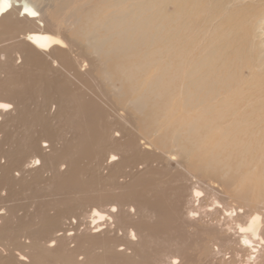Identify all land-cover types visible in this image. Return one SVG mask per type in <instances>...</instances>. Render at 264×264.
Listing matches in <instances>:
<instances>
[{
    "label": "bare ground",
    "instance_id": "bare-ground-1",
    "mask_svg": "<svg viewBox=\"0 0 264 264\" xmlns=\"http://www.w3.org/2000/svg\"><path fill=\"white\" fill-rule=\"evenodd\" d=\"M29 1L30 6L9 0L12 7L0 15V254L5 255L0 264H93L87 262L91 257L85 252L94 249L97 236H102V246L112 248L111 255L141 258L153 240L161 239V227L176 228L182 221L193 226L201 192L195 185L178 186L174 197L163 201L164 194L143 184L147 161L161 156L149 139L158 131L138 138L129 114L122 116L95 95L83 79L97 67L105 81L112 79L114 71L130 82V91L137 95L126 101L127 108L139 115L153 110L151 123L161 119L160 127L169 130L172 145L164 157L183 166L193 150L204 152L208 161L203 170L240 177L245 204L251 201L247 193L264 195V135L247 119L226 115L227 97L223 104L216 100L234 86L235 73L222 69L226 62L217 63L222 57L213 39L190 67L167 60L168 50H162L170 37L190 29L184 15L197 11L203 0H78L81 6L66 13L64 3L73 0ZM167 2L175 7L169 15L159 7ZM25 6L38 16L22 15ZM250 48L256 50L254 45ZM245 60L237 58L234 63L239 66ZM151 68L155 74L144 80L143 89L137 81ZM56 117L58 126L69 118L71 138L65 136L68 127L65 133L56 132L57 126L51 124ZM95 140L103 144L102 149L92 147ZM90 159L97 162V174L106 172L104 177L97 179L92 173L83 177L79 163ZM255 173L260 182L252 186ZM126 177L128 183L116 185L115 179ZM101 181H108L119 193H93V185ZM206 189L215 195L214 187ZM73 190L79 195L71 200ZM195 201L200 205L197 209ZM32 204L35 211L31 213ZM245 207L222 211L235 232L228 224L215 225L213 230L234 258L249 252L253 257L248 264H264V227L263 237L255 241L249 230L259 229V217ZM219 214L214 211L211 218ZM171 243L167 239L161 247ZM173 244V251L156 250L152 264H179L180 251ZM220 253L210 251L208 258L213 260ZM120 260L111 256L102 264ZM134 264L139 263L134 259Z\"/></svg>",
    "mask_w": 264,
    "mask_h": 264
},
{
    "label": "rangeland",
    "instance_id": "rangeland-1",
    "mask_svg": "<svg viewBox=\"0 0 264 264\" xmlns=\"http://www.w3.org/2000/svg\"><path fill=\"white\" fill-rule=\"evenodd\" d=\"M21 1L23 4H27L28 6L32 5L31 1L29 0ZM82 1L86 3L88 0ZM64 4L68 5L69 7H64L66 8L64 13L75 11L74 9H77L81 6V4L78 3V0H73L69 4ZM159 7L160 9L162 7L163 13H166L167 15L175 12V7L173 6L172 2H167L164 6L159 5ZM55 12L60 15L56 9ZM184 16L186 23H189L188 26L190 29L170 37L172 39H170L167 42L166 47L162 49L168 50V55L165 58L174 62L175 64L178 63L177 66L179 67H190L192 66L193 61L198 59V57L206 52L204 51L207 50L205 46H207L213 39L214 46H216L214 48H216L221 53L222 57L221 63H217L221 65L223 62H226L222 69L225 72L235 73V79L231 81L234 86L229 91L218 96L216 100L218 103L223 104L221 102L227 97V103L225 102L223 104V109L228 112L226 115L233 114L237 117L247 119L248 122L256 124V129H261L260 136H263L264 0H203L200 2V6L198 7L197 11H192L190 14H185ZM73 37L78 40V43L81 44L83 42L82 37H76V35H73ZM250 45H254L256 50H251ZM79 47L81 46L79 45ZM157 48L160 50V47ZM154 49H156V47ZM245 57V63H242V65L238 66L237 63H234L237 58L244 59ZM228 64H235V67H226ZM18 65L19 64H17L16 67H18ZM109 68L112 70L113 65L109 64ZM158 68H160V66H158ZM113 72L112 79L105 81L97 67L93 71H90L88 75L84 74L85 79H83V81L84 83H87V86L91 85V89H93L95 95H100V98L102 97L107 105L117 109L119 114L122 116H127L129 114L128 116H130V121H133L132 125L135 126L138 131V138H148L146 134L147 132L155 130L158 131L157 136H151L149 139L154 145L156 152L161 156L153 158L151 157L149 158V161H147L149 165H147L148 168L146 175L144 174V178L142 177L143 184H149L150 187L152 186V189L153 187L155 188L156 192H161V195L164 194L165 196H161L163 201L170 199V197H174V190L178 186L184 187L186 185H192L191 187H194L195 185L194 188L201 192L198 197V202L201 206L197 205L198 202L196 204V201L193 204L195 209L200 206V212H198L199 210L197 211L196 218L194 219V222H192L193 226L188 227L186 226V222L182 221L179 222V225H177L176 228L173 225V227L171 225L166 228L161 227V239L156 241L153 240L151 246L148 247V252H146L144 255H139L141 258H128V255H126L124 258H121L116 255H111L112 248L102 246V236H97L94 249L85 252L89 258L91 257L87 262L93 264L94 262H96V264H102L104 262V258L107 259L111 256H114L116 260L118 258L121 259L117 264H134V259L136 262L138 261L139 264H152V254L156 250H161V253L164 251H173V243H175L176 250L180 251V254H177L178 259L176 258L179 264H248L251 254L246 252L240 255V257L234 258V256L231 254V248L228 245H224V243L219 240V237L221 238L222 236L217 235L213 228H215V225L218 226V224H220L221 227H224L225 224H228L234 226L233 232H235V225L232 224V221L227 220V218L224 217L222 211L225 208L246 209L245 206L247 205V209L249 210L248 212H250L251 215H257L259 217V229L255 231L249 230V232L253 233L252 238L257 241L259 239L257 236L260 235V230L264 227V195L259 192H251L250 194L247 193V196L250 197L251 201L249 204H245L242 200L244 195L243 193L245 191V185L239 184L240 177H221L218 173L206 172L203 170V166L208 161L204 152L193 150L189 161L183 166H179L178 162L164 157V154L169 152L172 148L170 139L168 137L169 130L163 128L161 129V119H155L157 124H159V127L156 126L157 124L151 123L150 117L154 116L153 110L146 109L142 115H139L138 113L132 111V109L127 108L126 101L134 98L137 95V92L135 94L132 93L130 91V82L127 83V81L118 78L117 74ZM153 74H155V69L151 68L145 72V76H143L142 79L137 81L139 84H143V89L146 88V82H144V80ZM137 82L133 83L138 84ZM110 84L116 85V87L114 86L116 89L112 88L113 85L111 86ZM123 110H126L127 112ZM50 114L52 115V112ZM70 117L72 118V116ZM57 118L59 117H56V119ZM56 119H51V124L53 127L57 126L55 129L56 132L60 133L62 130V132L65 133L66 130L64 129L68 127L67 132L69 135L66 133L65 136L67 138H71L69 129L71 130L72 126L70 125V120H68L69 118H64L65 123L64 125L62 124L64 128L62 125L58 126L60 119ZM172 119H177V117H172ZM65 124L68 126H65ZM146 128H148L147 131ZM185 146L190 145L185 144ZM92 147L98 151L99 149H102L103 144H101L100 141L95 140L92 142ZM79 165L80 169H83V177H87L92 173L94 178L99 179V176L106 175V172L104 171L101 172V175L96 173L99 170H97V162L93 159H90L89 161L82 160L81 164L79 163ZM136 170H138L137 172H142V169ZM259 170V168H256L255 171L258 172ZM148 171L151 173L149 174ZM147 174L149 175L147 176ZM25 179L28 181L30 176L26 174ZM44 179H49V175L47 177L44 176ZM148 180L150 183H148ZM252 180L254 183L252 186H257V182H260V179L258 180L256 173L252 176ZM128 182V177L124 179H115L116 185H122ZM190 182H192V184H188ZM47 186L48 182H45V187ZM206 186L214 187L216 191L215 195L207 194L208 191ZM114 189V186L108 181H101L93 185L92 191L93 193H97L110 190L109 192H111V194H118L119 190ZM239 189L242 191L241 193L238 192ZM78 195L79 193L73 190L72 194L69 195V198L74 200L78 197ZM254 199L260 201L261 203H256ZM200 202H202L203 205ZM125 207L123 208L124 211L127 208ZM204 210L207 211L205 212ZM208 210L210 213L209 215H207ZM28 211H31V213L32 211H35V205H30ZM214 211H218L220 214L216 218H211V213ZM47 212L52 213L53 211ZM78 212L79 211H76L74 213ZM203 212L204 215H202ZM162 218L163 217L161 215V219ZM217 221H219V223H216ZM7 222L13 223L14 220L10 221L9 219ZM243 225L246 226V223ZM260 237L262 238L263 234H261ZM167 239L172 243L162 248ZM218 250L221 251V253L213 260H210L208 258L209 252H216ZM126 253L129 254L130 252L126 251ZM4 257L5 255L0 254V259H4ZM251 257H253V255Z\"/></svg>",
    "mask_w": 264,
    "mask_h": 264
},
{
    "label": "snow or ice",
    "instance_id": "snow-or-ice-1",
    "mask_svg": "<svg viewBox=\"0 0 264 264\" xmlns=\"http://www.w3.org/2000/svg\"><path fill=\"white\" fill-rule=\"evenodd\" d=\"M0 3H2V7H0V15H3L12 7V4L9 2V0H0ZM21 14L35 18L39 13L32 8L25 6L22 8ZM113 159L115 160L116 157L113 156ZM113 211H115V209H113ZM21 259H23V257H21Z\"/></svg>",
    "mask_w": 264,
    "mask_h": 264
}]
</instances>
